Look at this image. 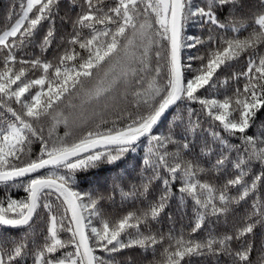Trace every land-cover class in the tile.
Masks as SVG:
<instances>
[{
  "label": "snow or ice",
  "instance_id": "1",
  "mask_svg": "<svg viewBox=\"0 0 264 264\" xmlns=\"http://www.w3.org/2000/svg\"><path fill=\"white\" fill-rule=\"evenodd\" d=\"M61 3L13 0L0 29V185L26 193L0 199V264H137L131 249L140 264H264V0H66L65 16ZM142 138L134 181L78 190V173Z\"/></svg>",
  "mask_w": 264,
  "mask_h": 264
},
{
  "label": "trees",
  "instance_id": "2",
  "mask_svg": "<svg viewBox=\"0 0 264 264\" xmlns=\"http://www.w3.org/2000/svg\"><path fill=\"white\" fill-rule=\"evenodd\" d=\"M13 3V0H0V29L5 28L8 25V21L6 19L9 8L11 4ZM19 8V5H17V10ZM68 12V8L66 5V0H62L61 6H60V16H65L66 13ZM47 26L45 25V28ZM58 27V33H57V39H59L60 36L65 35L66 32L68 31V26L67 25H61L59 22L57 24ZM44 29H41V35L43 34ZM186 32L188 34H205L206 33H201V31L198 28L191 27L186 29ZM246 35V33H244ZM55 48V46H54ZM29 54H35V55H40L38 50H35L33 48H29L25 50ZM205 49L203 47H197L196 49H185L183 51V58L184 62L188 63L187 57L188 56H197L200 54H203ZM54 55V49L53 51H49L46 56L48 59H52ZM193 67H198L199 62L198 61H193L192 62ZM243 67V61H241L239 64L233 65L232 68L227 69L225 73H222V75L226 74L227 72H230L232 70H239L240 68ZM190 77V74H187ZM243 84V81H241V86ZM207 95V94H206ZM222 98V97H221ZM193 107H199L198 105H192ZM185 107L184 104L179 105V109L183 110ZM177 111V108H173L167 115L164 117V119L160 122V124L154 129V133H163L166 134L169 130V122L173 116V114ZM107 119L115 120L116 117L114 115H109ZM259 121H264V112H261L258 114V122ZM204 127H207V124H204ZM64 126L60 125L56 129L57 135H63L64 134ZM255 129L249 130V135L254 134ZM204 139H208L207 134H204ZM200 137L197 138V147L194 149L195 152L199 151V142H200ZM233 143H238L237 140H233ZM147 147V140L142 139L140 143L137 144L136 146V151L135 152H129L126 154V156L117 164L115 165H100L96 169L89 170L87 172H82L77 174V181H78V190L80 191H90L93 189H98L100 191H106L108 186L115 180L116 182L127 184L131 181H134L137 175V172L139 170V165H140V160L142 156L144 155V152ZM40 149L39 143H34L32 145V152L38 153ZM123 176V179L121 180L120 177ZM7 195H11L15 199H20L23 198L26 193L23 191L22 188H5V186L0 185V199H5ZM119 201V197H117V202ZM105 213L108 215L112 216H117L119 214H122L121 208L117 204H114L112 206L105 205L104 207ZM133 210V205L129 204L127 205L123 211H130ZM173 213V216L176 217V228L179 229L181 228L182 225L187 226L189 219L191 218V211L189 209L188 216L180 220L179 219V213L176 211V203L173 202L171 208L169 209ZM162 227L165 231H167L169 227V222L167 219H164L162 221ZM4 230H0V232H3ZM4 235H10V236H15L19 237L21 235L20 232L14 231V230H9L7 232H4ZM204 235V233H200L198 236L195 238H200ZM261 239H264V234H262L259 230L257 231V236H256V245L259 247ZM71 250V249H69ZM98 255H102V253L98 252ZM131 256L135 261H137V264H140L142 261L143 257L141 255V252L139 249H131L123 252L121 254V258ZM253 261L256 260V253H253L252 256ZM29 264H31L29 260ZM192 264H202L200 260L193 259Z\"/></svg>",
  "mask_w": 264,
  "mask_h": 264
},
{
  "label": "water",
  "instance_id": "3",
  "mask_svg": "<svg viewBox=\"0 0 264 264\" xmlns=\"http://www.w3.org/2000/svg\"><path fill=\"white\" fill-rule=\"evenodd\" d=\"M170 111H171V110H170ZM170 111H169V112H170ZM163 119H164V118H162V120H163ZM162 120H161V121H162ZM161 121H160V122H161ZM160 122H159V124H160ZM159 124H158V125H159ZM158 125H157V126H158ZM157 126H156V127H157ZM142 139H143V138H142ZM142 139H141V140H142Z\"/></svg>",
  "mask_w": 264,
  "mask_h": 264
}]
</instances>
